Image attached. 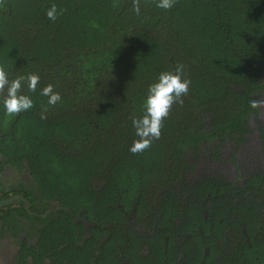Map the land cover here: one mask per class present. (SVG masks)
<instances>
[{"label": "trees", "instance_id": "16d2710c", "mask_svg": "<svg viewBox=\"0 0 264 264\" xmlns=\"http://www.w3.org/2000/svg\"><path fill=\"white\" fill-rule=\"evenodd\" d=\"M0 64L41 77L26 112L0 97V264H264V0H5ZM177 64L189 94L132 154Z\"/></svg>", "mask_w": 264, "mask_h": 264}, {"label": "clouds", "instance_id": "9594fccd", "mask_svg": "<svg viewBox=\"0 0 264 264\" xmlns=\"http://www.w3.org/2000/svg\"><path fill=\"white\" fill-rule=\"evenodd\" d=\"M156 7L170 10L177 0H154ZM133 11L140 14V0H132ZM5 6V0H0V7ZM66 9H58L52 4L46 12L49 20L55 22L58 15H62ZM41 77L37 73L18 75L9 79L6 65L0 64V97L7 116L19 115L34 107L33 99L24 93L27 86L28 92H36ZM191 80L185 77L183 64H177L174 71H162L157 81L150 84L147 89L146 99L143 105V113L140 116L131 115L129 119L135 129L138 139H135L129 151L132 154H140L149 149L154 140H159L162 135L164 122L170 117L174 106H182L184 98L189 94ZM47 97V105L55 106L62 97L55 91L52 84L45 86L40 93ZM252 108L264 107V98L254 99L250 105ZM47 107H43V112ZM41 118H45L43 113Z\"/></svg>", "mask_w": 264, "mask_h": 264}, {"label": "rangeland", "instance_id": "374dc122", "mask_svg": "<svg viewBox=\"0 0 264 264\" xmlns=\"http://www.w3.org/2000/svg\"><path fill=\"white\" fill-rule=\"evenodd\" d=\"M247 165H249V162L247 163Z\"/></svg>", "mask_w": 264, "mask_h": 264}]
</instances>
